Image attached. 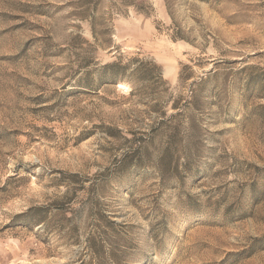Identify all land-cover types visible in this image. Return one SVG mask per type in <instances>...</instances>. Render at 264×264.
<instances>
[{
  "label": "rangeland",
  "instance_id": "374dc122",
  "mask_svg": "<svg viewBox=\"0 0 264 264\" xmlns=\"http://www.w3.org/2000/svg\"><path fill=\"white\" fill-rule=\"evenodd\" d=\"M127 1L0 0V264H264V0ZM119 55L165 91L73 86Z\"/></svg>",
  "mask_w": 264,
  "mask_h": 264
},
{
  "label": "trees",
  "instance_id": "16d2710c",
  "mask_svg": "<svg viewBox=\"0 0 264 264\" xmlns=\"http://www.w3.org/2000/svg\"><path fill=\"white\" fill-rule=\"evenodd\" d=\"M168 5V0H165ZM121 5V4H120ZM122 6H131L136 11L147 13L145 10L136 5L135 0H129L127 2H123ZM88 9H84L81 14L78 15L80 19H84L88 21L91 35L96 43L100 45H105L103 43V37L105 35L110 34L109 28H106L102 25V22L95 16V14L90 13ZM97 26H100L101 29L97 30ZM174 37H177L174 35ZM107 43V42H106ZM183 70L190 68L187 64L183 65ZM189 73L183 71L182 69L178 72L179 81H184L190 77ZM77 80L73 86L77 88L86 89L87 91L92 90L96 92V90L105 84H113L115 85L117 82H128L129 84H133L131 90L128 95H134L138 87H152L153 92L159 93L165 91V80H163L162 72L160 67L153 62L152 60H147L141 58L139 56H129L127 58H123V56L119 55L115 60L111 62H106L104 64L99 65L96 63L93 56H89L86 64L78 70ZM164 87V88H163ZM141 88L139 89V92ZM152 92V93H153ZM193 98V96H192ZM174 109L179 108L178 102H174L172 104ZM164 119V118H163ZM165 120H162V124L160 127L163 129L166 126H163ZM173 133H177L176 128L172 130ZM34 208H28L25 213H29L33 211ZM18 216H21L19 214ZM88 258L85 259L83 257L78 258L76 264H106L105 257L103 256L104 250H85ZM84 255V254H83ZM118 256L113 253H108V259L110 264H120L119 260H117Z\"/></svg>",
  "mask_w": 264,
  "mask_h": 264
}]
</instances>
